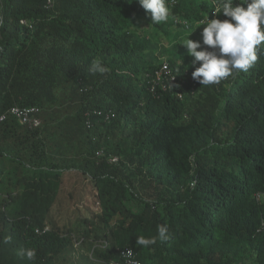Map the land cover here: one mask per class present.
Segmentation results:
<instances>
[{
    "label": "trees",
    "instance_id": "1",
    "mask_svg": "<svg viewBox=\"0 0 264 264\" xmlns=\"http://www.w3.org/2000/svg\"><path fill=\"white\" fill-rule=\"evenodd\" d=\"M166 3L152 24L138 0H0V113L41 120L0 125V264H108L125 247L140 264H264V44L201 86L182 42L212 1ZM162 61L176 81L153 94ZM161 224L167 241L136 245Z\"/></svg>",
    "mask_w": 264,
    "mask_h": 264
},
{
    "label": "clouds",
    "instance_id": "2",
    "mask_svg": "<svg viewBox=\"0 0 264 264\" xmlns=\"http://www.w3.org/2000/svg\"><path fill=\"white\" fill-rule=\"evenodd\" d=\"M211 1V14L194 21V29L205 25L201 32L202 40L189 38V34L194 30L192 29L182 42L188 54L193 57L192 65L200 62L191 75L201 86L218 85L235 74L248 72L258 60V47L264 44V0H240V4L236 6H233V0ZM138 2L150 14L152 24L166 23L169 20L171 11L166 0ZM220 13L227 19L216 18ZM183 24L187 26L189 22ZM90 70L101 74L109 71L98 58L91 61ZM169 238L167 225L161 224L157 227L155 237L137 236L136 245L148 247L155 244L157 239L167 241ZM17 254L32 261L36 258V249L20 248Z\"/></svg>",
    "mask_w": 264,
    "mask_h": 264
},
{
    "label": "built area",
    "instance_id": "3",
    "mask_svg": "<svg viewBox=\"0 0 264 264\" xmlns=\"http://www.w3.org/2000/svg\"><path fill=\"white\" fill-rule=\"evenodd\" d=\"M24 23V20H21ZM176 76L170 70L167 62L162 61L159 68L149 72L147 74V83L149 84V90L151 93H156V88H160L162 91L171 87L175 81ZM194 85V82H192ZM39 109L36 106H19L13 105L9 109L0 113V125L6 120L8 116L14 117L17 122L29 129L36 128L40 125L41 120L38 116ZM92 113H95L94 111ZM91 113H86V124L90 125ZM116 156H108L109 162H115ZM256 198L264 203V192L256 194ZM261 228L264 229V217L261 220ZM108 264H140L136 258L135 253L131 248L125 247L119 250V260H109Z\"/></svg>",
    "mask_w": 264,
    "mask_h": 264
},
{
    "label": "rangeland",
    "instance_id": "4",
    "mask_svg": "<svg viewBox=\"0 0 264 264\" xmlns=\"http://www.w3.org/2000/svg\"><path fill=\"white\" fill-rule=\"evenodd\" d=\"M171 35H172V33H171ZM187 35H188V33H186L185 34V36L187 37ZM190 35V34H189ZM190 38V37H189ZM186 39V38H185ZM202 40V39H201ZM161 45V44H160ZM203 46V45H202ZM204 47V46H203ZM185 48V51H186V47H184ZM187 56H188V62L189 63H191L192 62V59H193V57L192 56H190L189 54H187ZM181 60H183V59H181Z\"/></svg>",
    "mask_w": 264,
    "mask_h": 264
}]
</instances>
